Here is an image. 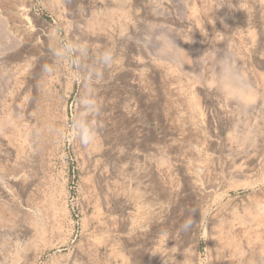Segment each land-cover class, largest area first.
Here are the masks:
<instances>
[{
	"label": "rangeland",
	"instance_id": "obj_1",
	"mask_svg": "<svg viewBox=\"0 0 264 264\" xmlns=\"http://www.w3.org/2000/svg\"><path fill=\"white\" fill-rule=\"evenodd\" d=\"M0 123V264H264V0H0Z\"/></svg>",
	"mask_w": 264,
	"mask_h": 264
},
{
	"label": "bare ground",
	"instance_id": "obj_2",
	"mask_svg": "<svg viewBox=\"0 0 264 264\" xmlns=\"http://www.w3.org/2000/svg\"><path fill=\"white\" fill-rule=\"evenodd\" d=\"M231 80H233V79H228L227 81H226V84H227V86H228V88L232 91V92H236V91H239V89H238V87H237V84H235V82H233L232 83V81ZM241 84V83H240ZM249 92H251V91H249ZM250 94H252V92L250 93ZM249 95V94H248ZM253 95V94H252ZM251 95V96H252ZM250 97V96H249ZM251 98V97H250ZM2 124L0 123V126H1ZM252 166H254V165H252ZM245 167H247V166H245ZM263 166H262V163H261V168H262ZM252 168V167H251ZM259 170V169H258ZM250 171H252L250 168H247L245 171H241L240 172V176H245V173H249ZM262 173V176L259 178V179H251V180H249L248 182H246V183H243V187H245V188H249V189H251V191L252 192H254L255 190H256V188H259V187H262V186H264V167H263V172H261ZM163 188V187H162Z\"/></svg>",
	"mask_w": 264,
	"mask_h": 264
}]
</instances>
